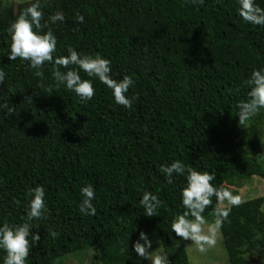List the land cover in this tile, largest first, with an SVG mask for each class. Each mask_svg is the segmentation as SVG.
Here are the masks:
<instances>
[{"label":"trees","instance_id":"trees-1","mask_svg":"<svg viewBox=\"0 0 264 264\" xmlns=\"http://www.w3.org/2000/svg\"><path fill=\"white\" fill-rule=\"evenodd\" d=\"M32 2L0 8V70L6 74L0 82V225L28 222L31 233H39L26 264H54L84 248L99 250L98 264H149L133 251L148 230L159 236L167 264H190L183 238L171 230L186 210V174L170 181L159 169L180 160L213 174L212 183L234 195L227 186L234 179H264L236 114L248 99L251 72L264 67V27L239 16L238 0H38L36 30L57 39L41 78L30 61L8 58V27ZM256 3L264 7V0ZM57 11L64 20L53 23L49 17ZM69 47L109 59L114 79L130 75L135 85L128 95L138 97L133 107L116 104L112 90L78 65H55ZM55 67L93 79V98L85 102L56 88ZM89 183L95 215L79 211L80 188ZM37 185L45 186L47 212L29 222L28 190ZM145 192L162 202L151 217L139 203ZM215 206L213 197L205 218ZM263 207L264 197L241 201L220 225L229 264H254L252 256L264 250ZM5 255L0 249V264Z\"/></svg>","mask_w":264,"mask_h":264},{"label":"clouds","instance_id":"clouds-1","mask_svg":"<svg viewBox=\"0 0 264 264\" xmlns=\"http://www.w3.org/2000/svg\"><path fill=\"white\" fill-rule=\"evenodd\" d=\"M205 0H192L193 4L203 5ZM238 14L245 21L253 25L264 27V7L256 3V0H238ZM42 7L38 2L30 3L18 17L10 23L8 33L11 36L9 60L15 61L17 57L24 61H30V67L37 69L34 73L37 77H43L41 70L46 61H53V54L56 52L57 39L53 32L41 33L36 29L40 27L42 18ZM50 20L63 21L64 14L57 11L52 14ZM78 22H84V16L77 13ZM54 64L63 68L69 65H78L87 73L88 77L98 79L107 88L112 90V96L116 104L127 109L133 107L136 96L128 95L130 87L135 85V80L130 75L123 76L122 79L112 77L111 61L100 55L81 54L72 47L68 48V55L56 56ZM5 72L0 70V82L5 80ZM55 87L64 86L73 91L83 101H90L95 93L93 79H84L77 70L69 69L61 72L60 67L53 70ZM250 91L248 99L237 104V115L240 125H246L260 109H264V67L254 69L246 81ZM52 92V89H48ZM11 113L13 110L8 109ZM160 172L171 178L174 174H186V184L181 191L182 205L186 209L181 214H177L172 221L171 230L178 237L184 240H191L197 245H214L216 243L217 230L222 222L227 219L232 206L241 203L239 195H234L233 190L223 186H215L212 181L214 175L207 171H199L194 167L185 166L180 160H174L170 164L160 166ZM81 201L79 211L84 215H95L96 207L93 203L95 199V189L92 184H86L80 188ZM30 199L25 207L27 221H38L47 212L46 189L43 185H37L28 190ZM216 199L214 208L215 220L207 229L205 209L212 204V198ZM143 212L148 217L156 215L161 206V200L151 192H145L139 201ZM192 217V219H189ZM38 226V225H37ZM49 234L55 238L58 233L49 230ZM40 241V235L31 233V224L4 223L0 225V249L6 252L3 264H26V258L32 245ZM152 246L147 233L141 231L139 238L133 245V251L138 257L150 259L152 264H167V257L163 254L149 256L147 249ZM264 264V258L261 259Z\"/></svg>","mask_w":264,"mask_h":264},{"label":"rangeland","instance_id":"rangeland-1","mask_svg":"<svg viewBox=\"0 0 264 264\" xmlns=\"http://www.w3.org/2000/svg\"><path fill=\"white\" fill-rule=\"evenodd\" d=\"M24 1L28 0H0V8L4 6L16 8L19 3ZM240 130L242 141L247 146L251 156L257 158L264 166V116H254L246 125H241ZM227 186L237 191L235 195H239L241 201L264 197V179L258 175L253 176L251 179L236 178L233 183L227 184ZM205 220L206 224L204 227L207 229L214 222L215 216H208ZM145 232L149 240L152 241L151 248L147 249L148 255L163 254L165 256L156 231L148 230ZM184 242L187 247L190 264H229L220 227L217 230L216 243L214 245H203V250H201V245H197L191 240H184ZM99 254L100 252L96 248H84L58 258L54 264H98ZM262 258H264V250L252 256V261L254 264H261ZM147 261L152 264L150 259H147Z\"/></svg>","mask_w":264,"mask_h":264}]
</instances>
